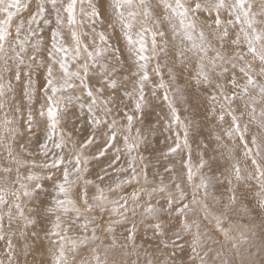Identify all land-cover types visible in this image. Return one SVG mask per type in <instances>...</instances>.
Here are the masks:
<instances>
[{
	"label": "snow or ice",
	"instance_id": "1",
	"mask_svg": "<svg viewBox=\"0 0 264 264\" xmlns=\"http://www.w3.org/2000/svg\"><path fill=\"white\" fill-rule=\"evenodd\" d=\"M249 195L264 210V0H0V264L43 240L42 264H255Z\"/></svg>",
	"mask_w": 264,
	"mask_h": 264
},
{
	"label": "rangeland",
	"instance_id": "2",
	"mask_svg": "<svg viewBox=\"0 0 264 264\" xmlns=\"http://www.w3.org/2000/svg\"><path fill=\"white\" fill-rule=\"evenodd\" d=\"M96 1H100V0H94V3H96ZM103 1H104V0H103ZM27 15H28L27 12L23 13V16H24V17H27ZM116 36H118V38H119V32H117V33L113 36V42H114V43H121V46H122V41H121L120 39L118 40ZM45 39H47V36H46V35H45ZM124 56H125V59L127 60V58H128V54H127V52L124 53ZM186 78H187V73H185L184 76H182L178 82L181 83V84H183V83H184V80H185ZM192 102L195 103V100H193ZM154 122H155V113H153V114L149 117V119L146 121V123H147V124H152V123H154ZM207 132H208V129L205 128V129L203 130V134H204V135H207ZM85 134H86V133L81 132V135H85ZM165 135H167V133H163V132H161L160 134H158L157 137L153 138V140H152L153 146H154V147H157L158 149H162V148L164 147V144H163L162 142L164 141ZM27 139H28V138H27ZM28 140L31 141V143H30V145H29V150H31V151H36L37 148H38V144L41 143V142H43V140H44V132H43V129H42V128L38 129V130L36 131L35 136H29V139H28ZM193 147L195 148V144L193 145ZM164 163H165V161L160 160V161L156 164V167H157L159 170L162 171V170H163V165H164ZM220 191L222 192V191H223V188H221ZM218 194H219V193H218ZM245 201L251 202L252 205L254 206V208H250V207H249V208L251 209V212H250V213L253 212V209H256L255 212H254V215L251 216V217H253V218H256V220H253V219H251V218H249V217H244L243 219H240V220H239V223L242 224V225H247V226H249V227L255 225V229H254V230H255V233H256V238H258L259 235H260V233H261V231H262L261 223H262V219H264V210H261V209L257 206V203H256L255 198L252 197L251 195H249V199H246ZM254 203H255V204H254ZM245 204H246L247 206L249 205V203H245ZM233 223H236V220H235V219H233ZM120 231H122V229H121ZM238 237H239V234H237V239H238ZM216 238H217V239L219 238V240L222 239L221 241H223V237L220 236L219 234H217ZM256 238H255V239H256ZM45 242H46V243H45ZM254 242H255V240H254ZM1 243H2V241H0V250H2V249L4 248V244H3V243L1 244ZM22 243H23V241H21V244H22ZM36 243H38V244H47V241H46V240H43L42 242H41V241H36ZM136 243H137L138 245H143V246H144V249L151 250V249L154 247L156 241L152 238V234H151L150 232L145 233V232L143 231V229H140L139 232H138V238H137ZM227 243H228V244H226V246H229V247H230V245H231V241H228ZM243 247H248V246H243ZM35 248H37V247H36V245H35V243H34V249H35ZM37 250H39L38 252H39V254L41 255V256H39V258H40V257H41V258H40V259L38 258V259H37L38 261L35 260V257H34V251L31 250L30 253H29V255L27 256V260H28V258H29V260H28L29 262L35 261V264H42L41 262H45V261H48V260L50 259V258L47 256V254H45V253H46L45 250H43V249H38V248H37ZM43 251H44V252H43ZM141 251H143V249H142ZM250 251H251V252H254V251H255V248L252 247V248L250 249ZM0 256H3V251H0ZM21 257H22V258H21ZM21 257H20V262H21L22 264H24V259H25V257H23V256H21ZM42 258L45 259V260H43ZM181 258H183V257H181ZM136 259H137V257H136L135 255H132V256L128 257L129 264H131V261L136 260ZM234 259H235V261H236V264H239V257H234ZM140 262H141V264H144V257H143V255H141V257H140Z\"/></svg>",
	"mask_w": 264,
	"mask_h": 264
},
{
	"label": "clouds",
	"instance_id": "3",
	"mask_svg": "<svg viewBox=\"0 0 264 264\" xmlns=\"http://www.w3.org/2000/svg\"><path fill=\"white\" fill-rule=\"evenodd\" d=\"M261 228H262V231L259 237L256 238V235H255L256 239H255L254 246H253L255 248V251L251 252L252 257L255 261V264H264V250H262L264 249V219H262Z\"/></svg>",
	"mask_w": 264,
	"mask_h": 264
},
{
	"label": "bare ground",
	"instance_id": "4",
	"mask_svg": "<svg viewBox=\"0 0 264 264\" xmlns=\"http://www.w3.org/2000/svg\"><path fill=\"white\" fill-rule=\"evenodd\" d=\"M96 4H97V6L98 7H100L102 10H105V9H107V6H108V0H100V1H96ZM110 11V10H109ZM118 32V29H117V31H116V33ZM117 37V39L119 40V38H118V36H116ZM121 44V43H120ZM208 133V132H207ZM28 139H29V137H28ZM247 199H249V197L247 198ZM244 203H249V205H248V207H250V208H254V206L252 205V203L251 202H248V201H244ZM255 204V203H254ZM255 210L256 209H253V212L252 213H250V215L249 216H245V217H249V218H251V219H253V220H256V218H253V217H251L252 215H254V212H255ZM239 238V237H238ZM219 239V238H218ZM222 240V239H221ZM3 243V242H2ZM1 243V244H2ZM46 243V242H45ZM47 244H48V242H47ZM47 244H38V243H36L35 242V245H36V247L38 248V249H43V250H45L46 249V247H47ZM228 244V243H227ZM37 248H35L33 251H34V257H35V260H37L38 258H39V256H41L40 254H39V250H37ZM44 252V251H43ZM46 252V251H45ZM46 254V253H45ZM22 258V257H21ZM41 258V257H40ZM39 258V259H40ZM43 259V258H42ZM28 260H29V258H28ZM43 260H45V259H43ZM38 261V260H37ZM46 262V261H45ZM42 263V262H41ZM22 264V263H21Z\"/></svg>",
	"mask_w": 264,
	"mask_h": 264
}]
</instances>
